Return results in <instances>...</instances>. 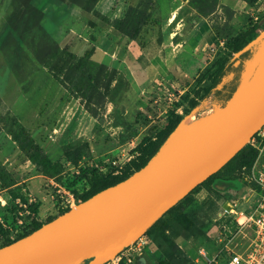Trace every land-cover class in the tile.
Returning <instances> with one entry per match:
<instances>
[{
  "label": "rangeland",
  "instance_id": "obj_1",
  "mask_svg": "<svg viewBox=\"0 0 264 264\" xmlns=\"http://www.w3.org/2000/svg\"><path fill=\"white\" fill-rule=\"evenodd\" d=\"M204 22L217 38L207 65L211 47L196 49L191 41ZM257 23L264 25V0H0V220L13 224L17 202L4 182L15 181L23 195L40 202L34 220H45L59 210L57 184L73 182L81 164L89 170L99 160L120 158L122 174L138 159L139 142L167 124V79L185 89L171 106L181 104L180 124L190 114L193 122L213 115L223 105L207 90L233 54V41ZM263 48L264 40L243 77L252 62L255 74ZM18 122L58 174L38 170L30 151L12 138ZM87 173L75 183L79 195L88 188ZM246 174L239 170L193 192L182 204L190 224L164 215L157 227L174 242L160 249L153 234L144 263L140 257L134 264H190L200 248L220 255L216 264H222L230 250L243 252L255 233L252 226L240 230L236 220L255 202ZM29 228H15L0 246Z\"/></svg>",
  "mask_w": 264,
  "mask_h": 264
},
{
  "label": "water",
  "instance_id": "obj_2",
  "mask_svg": "<svg viewBox=\"0 0 264 264\" xmlns=\"http://www.w3.org/2000/svg\"><path fill=\"white\" fill-rule=\"evenodd\" d=\"M263 40L264 28L235 56ZM260 65L245 85L243 77L225 105L175 131L143 167L1 246L0 264H81L86 259V264H107L264 125V62Z\"/></svg>",
  "mask_w": 264,
  "mask_h": 264
},
{
  "label": "trees",
  "instance_id": "obj_3",
  "mask_svg": "<svg viewBox=\"0 0 264 264\" xmlns=\"http://www.w3.org/2000/svg\"><path fill=\"white\" fill-rule=\"evenodd\" d=\"M202 27L204 30L203 33L198 34L200 44H197L193 41V43L196 44L195 46L196 49H200L201 46H203V44L207 41V39H210L209 25L206 22H204ZM263 28L264 25L262 26L261 24L258 23L254 24L253 26L248 28L242 36L236 38L233 41V47H234V51L232 52L233 54L222 66H220L217 75L213 78L212 84L210 88L207 90V93L208 95L213 94L214 99L217 100L222 105L226 104V102L231 98V96L240 86L243 79V73L246 69V61L253 59L255 48H257L261 44V42H258L251 49L247 50L246 52H243L238 57L235 56V53L239 51L242 47H244L249 41L255 38ZM132 37L134 38L136 36H132ZM91 53H92L91 50H87L85 56L86 55L90 56ZM180 105L181 104L177 102L174 108L172 107L168 110L166 114L167 124L163 128H160L157 132H154L151 135L145 136L139 142V144L137 145V149L139 150L138 159L132 162L130 166L122 174H116L112 169L106 172H102L95 167L89 170L81 168L82 169L81 173H79L78 176H75L73 182L68 181L65 182L63 185H65L75 194L79 203L81 201L90 198L98 191L130 176L133 172L143 167L149 161V159L159 151L160 147L175 131V129L177 128V126L179 125L182 119V116L177 112L178 111L177 109L180 107ZM17 124H18L17 129L15 130L10 129L11 136L19 144V147L22 150L30 151L29 159L31 160V162L35 164L38 170H40L44 174L50 176H55L56 174H58L56 163L50 158L49 155H47L44 152L42 146H40L35 142L34 138L31 136L29 131L21 123L18 122ZM257 155H258V149L254 147L250 142H248L220 170H218L210 177H208L206 180L201 182L184 198L180 199L175 205L171 206L161 217L155 220L145 230L144 233L150 238L151 241L150 245L153 242L152 240H154L152 238L153 234L155 238V243L160 249L164 248L165 243L174 242V240H172V238H170V236L166 234L165 228L157 227L158 222L164 219V215L168 214L174 221H177L181 225H184L185 223L190 224L191 220L188 217V215L183 211V206H182V204H184V202L190 197V195L193 192H195L199 187L209 185L215 180H222V181L229 180L230 178H226V176L234 175L239 170L240 172L248 171L253 165ZM85 172H88L87 173L88 188L86 191H84L82 194L79 195L75 192V183L78 182L79 178L83 176ZM243 180L247 183L245 176ZM4 186L11 190L10 194L13 197V200L17 202H15V204L13 205L11 211L12 219H13V224L10 225L11 227L4 226V224H7L5 220H3V222L0 221V238L4 236H8L9 234H11V232L15 230V228L19 227L20 225L22 227H27L30 224V228L27 229V231L21 232L16 237L12 236L11 239L8 238L3 244H1V246L9 244L21 237L30 234L31 232L42 226L44 223L52 220L59 214L70 209V207L60 208L57 214L49 215L45 220H34L39 215L41 203L37 201L29 202V197L23 195V193L21 192V187L13 180L4 182ZM25 208L30 209L31 213L23 216L24 219L23 224L27 220H31L33 218L32 221L30 223L26 222L25 225L16 224L17 218L19 216L18 212ZM163 225H166V223H164ZM160 235L162 236V239L159 238ZM89 260L90 259H86L81 264H86ZM137 260L134 263H136ZM121 264H126V263L122 262ZM190 264H194V261L192 260Z\"/></svg>",
  "mask_w": 264,
  "mask_h": 264
},
{
  "label": "built area",
  "instance_id": "obj_4",
  "mask_svg": "<svg viewBox=\"0 0 264 264\" xmlns=\"http://www.w3.org/2000/svg\"><path fill=\"white\" fill-rule=\"evenodd\" d=\"M217 40V39H216ZM221 45L224 44L223 41H220ZM207 46L211 47L213 54L208 57L209 60H213L217 50L216 43L208 44ZM164 88L168 91L169 102L164 109V113H167L174 101L178 100L182 93L185 91L183 88H178L177 84L173 79H167L164 81ZM178 91V92H177ZM249 142L258 149V155L251 166L247 171L245 179L249 185L251 196L255 197V202L250 210V212L241 211V217L236 218L238 221V227L243 229L246 226H252L254 228V236L251 242L248 244L246 249L243 252H236L230 250L227 254L226 260L222 264H264V125L252 136ZM96 168L102 172L109 171L110 169L115 168L114 173L118 174L120 169L124 167L122 164V159L113 158V159H103L99 160L96 163ZM82 167H87L86 164H81ZM58 186V209L73 207L78 203V199L75 194L63 184H57ZM36 201L34 198L29 197V202ZM26 206V205H25ZM231 211L237 213L234 207L231 208ZM19 216L17 218L16 224H23V216L30 214L31 211L28 208L20 210ZM3 222V220H0ZM5 227H11L7 224H4ZM219 241H223V237L219 236ZM231 239H228V242L225 244L224 250L229 249V242ZM150 238L145 234L139 235L134 242L126 246L116 257L111 259L108 263L110 264H121L122 262L126 264H134V262L139 259L145 250L150 245ZM223 251L221 252V254ZM220 258V255L210 256L209 252L205 248H200L198 250V256L193 259L194 264H216Z\"/></svg>",
  "mask_w": 264,
  "mask_h": 264
},
{
  "label": "bare ground",
  "instance_id": "obj_5",
  "mask_svg": "<svg viewBox=\"0 0 264 264\" xmlns=\"http://www.w3.org/2000/svg\"><path fill=\"white\" fill-rule=\"evenodd\" d=\"M175 17V14L173 15L172 19ZM257 59V58H256ZM262 63L260 66L263 65V62H264V48H263V57H262ZM253 69H254V63L252 62L249 67L247 68L246 72H245V81L243 82V85H245L247 83V78L249 76H251L253 74ZM196 114V113H195ZM212 114V113H211ZM192 118L193 116L190 114V115H187L185 116V118L182 120L181 124L179 125L178 129L177 130H180L184 127H186L187 125H189L192 121ZM202 119V118H201ZM196 121V120H194ZM107 264H110V263H107Z\"/></svg>",
  "mask_w": 264,
  "mask_h": 264
},
{
  "label": "crops",
  "instance_id": "obj_6",
  "mask_svg": "<svg viewBox=\"0 0 264 264\" xmlns=\"http://www.w3.org/2000/svg\"><path fill=\"white\" fill-rule=\"evenodd\" d=\"M209 25V24H208ZM209 29H210V33H211V35H210V33H209V36H210V39H207V41L204 43V44H206V45H208V44H210V42L211 43H213L214 42V40H216L217 38H215V35H214V32H213V30L211 29V26L209 25ZM203 27H200L198 30H196V32H195V35H193V37H192V39H191V41H192V43H193V41L195 42V43H197V44H200L199 42H200V40H199V36H198V34L199 33H203ZM193 45H194V47L196 46V44H194L193 43ZM97 47H100L101 48V46H97ZM208 61H210V60H208V57H207V60L205 61V64L203 63V65H207L208 64ZM18 184V183H17ZM245 195V194H244ZM243 195V196H244ZM244 197H246V196H244ZM40 213H42V209H40V212H39V214ZM57 214V213H56Z\"/></svg>",
  "mask_w": 264,
  "mask_h": 264
}]
</instances>
